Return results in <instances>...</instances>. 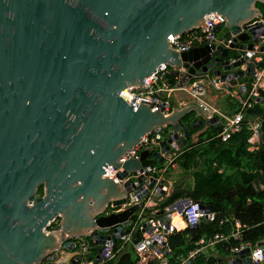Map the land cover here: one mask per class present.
Segmentation results:
<instances>
[{
  "label": "water",
  "instance_id": "water-1",
  "mask_svg": "<svg viewBox=\"0 0 264 264\" xmlns=\"http://www.w3.org/2000/svg\"><path fill=\"white\" fill-rule=\"evenodd\" d=\"M257 2L264 0H0V264H77L68 236L93 234L102 253L111 237L102 232L130 225L157 183L140 175L144 168L162 165V152L172 147L184 149L191 131L199 136L209 126L222 127L219 115L209 117L197 104L166 115V105L135 109L121 92L144 85L162 64L170 67L168 77L179 76L180 87L213 73L232 91L253 78L256 66L264 68V45L251 53L264 32V20L250 24L262 17ZM212 12L227 19L219 39L235 36L232 47L241 55L235 62L222 44L185 52L171 44L206 26ZM191 111L199 119L189 126L183 116ZM150 132L161 147L121 162ZM107 165L123 168L120 179L134 177L116 182L104 176ZM110 202L126 206L104 214ZM58 217L60 227L48 231ZM249 250L216 264H251Z\"/></svg>",
  "mask_w": 264,
  "mask_h": 264
},
{
  "label": "built area",
  "instance_id": "built-area-1",
  "mask_svg": "<svg viewBox=\"0 0 264 264\" xmlns=\"http://www.w3.org/2000/svg\"><path fill=\"white\" fill-rule=\"evenodd\" d=\"M264 20V18H260ZM258 20L251 22L254 25ZM205 23L206 26H201L199 28L191 29L190 31L184 33L181 36L172 38L171 44L174 48L180 52H185L193 47L201 46L202 44L216 43L217 45H224L226 48H230L232 51H236L235 57H231V61L235 62L240 58L239 50L232 47L234 35L230 39L223 38L219 39V26H225L227 19H224L223 15L218 12H212L206 16ZM243 31L245 29L243 28ZM259 41L255 43V49L251 51L254 55L260 54V48L264 45V32L259 35ZM170 67L166 64H162L157 68V70L144 79V85L137 87H129L121 92L122 97L125 98L131 105L137 109L141 104H147L153 109L160 108L161 105H166L165 114H169L173 108L169 100L172 92L174 91V86L171 84L169 77L167 76ZM207 77L209 75H206ZM246 78V77H245ZM251 89L248 93L246 99H240L242 108L241 110L234 114L228 115L224 113L218 106L208 102L205 98L207 92V85L210 84L216 90L229 91L226 85L227 82H222L219 76H213L212 78H201L197 81L192 82L190 85H186V90H188L193 103L199 105L202 110L209 116L213 117L215 115L220 116L219 123L222 127V131L219 136L224 140H228L233 132L240 130L241 125L244 121L243 109L245 106L250 104L253 95L260 97V92L264 91V68L256 66L255 75L252 78ZM179 80V76L176 77ZM240 90L246 92L247 84L241 83L237 84ZM244 86L246 88L244 89ZM236 95H240L239 90H235ZM255 100V99H253ZM257 101V100H255ZM251 136L249 138L250 149L256 150L259 148L261 142V126L262 119L255 117L249 121ZM156 134L154 132L147 133L142 137L138 144L134 145L131 151H127L122 161H127L129 159H140L141 153L144 150H149L152 154L156 150ZM161 147V145H159ZM159 149V148H158ZM180 150L178 146L172 147L170 151L162 152L164 156V162L162 165L173 163L177 157V151ZM165 168V166H164ZM163 169V168H162ZM123 171V168H114L113 165H107L105 167V176L114 179L116 182L123 183L128 178L134 177L133 173L129 175L126 179H120L118 173ZM150 172L151 174H147ZM158 168L157 164L154 167H145L140 175H146L147 181L151 177L156 178L157 183L154 189H152L148 194L142 199V208L136 213L135 217L132 218L130 225L125 227L122 231H116L118 225L110 226L106 232L102 234H107L110 237L109 243L105 246V250L100 253L99 245L96 243V239L93 234L88 236H68L67 240L74 242V251L76 255L79 256L77 264H110L115 256L125 250V248L132 246L137 254L139 264H148L151 260H158L161 264H168V251H172L169 245V236L177 231H182L187 227L192 225H198L203 218L214 221L216 218V212H204L202 210V203L199 201H193L190 198H181L174 202L173 204L166 206L161 217L169 218L170 223L166 225L161 222L160 218L156 217V212L153 216H148L147 208L159 205L166 196L169 195L168 182L163 178L157 176ZM159 183H163L161 188L162 193L156 199L153 198L157 190ZM189 199V201H187ZM133 204V201H129L127 205ZM176 205H180L179 210ZM125 205L116 206L113 203H109L104 214H111L113 212H120L125 208ZM179 216V221H175V216ZM58 218L51 221L49 228L53 224L58 223ZM225 221L222 220L221 223ZM228 221V219H227ZM149 226V230L145 227ZM235 229L232 230L230 235H225L223 233H216L212 236H203L194 242V246L182 252L176 257L177 264H198L200 258H205L207 254L215 251L218 243L225 240H229L231 237L239 238L241 236L242 228L244 227L240 220H234ZM57 229V228H56ZM93 232V231H92ZM138 233L137 238H134V234ZM115 237H112L114 236ZM152 242H155L154 246H151ZM249 248V252L246 254V258H250L251 264H264V246L256 244L251 245L249 243L241 244L239 247L232 249L233 252H240ZM210 258L207 259L209 261ZM96 260H99L98 262Z\"/></svg>",
  "mask_w": 264,
  "mask_h": 264
},
{
  "label": "trees",
  "instance_id": "trees-1",
  "mask_svg": "<svg viewBox=\"0 0 264 264\" xmlns=\"http://www.w3.org/2000/svg\"><path fill=\"white\" fill-rule=\"evenodd\" d=\"M256 6L262 11L264 18V2H257ZM169 80L173 86L177 84L174 76H170ZM250 89L248 82L244 99L248 97ZM260 97L261 101L251 99L250 104L244 107L241 128L233 132L228 140L224 141L219 136L220 126L209 127L198 136L196 142L193 136L197 130L191 131L189 143L173 161L183 172L192 175L193 183L176 184L173 193L160 204L161 210L181 198H190L212 205L216 218L214 221L203 218L196 227H187L171 234L169 245L173 256L168 259V264H177L175 256L191 249L200 237L216 233L230 235L235 229V219L240 220L244 226L241 236L218 243L219 255L211 256L207 264H216L241 244L249 243L254 246L264 241V91L260 92ZM230 107L231 112L237 113L242 104L232 101ZM255 117L262 119L261 142L258 149L251 151L248 141L251 136L249 121ZM198 119L195 111L183 116V121L189 126ZM38 194H44L43 185L38 188ZM201 262L203 260L199 261ZM111 264H138V258L133 249L123 250ZM148 264H159V261L153 260Z\"/></svg>",
  "mask_w": 264,
  "mask_h": 264
},
{
  "label": "crops",
  "instance_id": "crops-1",
  "mask_svg": "<svg viewBox=\"0 0 264 264\" xmlns=\"http://www.w3.org/2000/svg\"><path fill=\"white\" fill-rule=\"evenodd\" d=\"M260 18H263V17H260ZM260 18H257V19H260ZM248 43H249V41H248ZM202 45H204V44H202ZM236 54H237L236 51H232V57H235ZM170 76H174V75H170ZM213 76H216V75H214L213 73H211L208 77L207 76H203V77L204 78H212ZM174 77L176 78L178 76H174ZM203 77H196V78L190 80V82L188 84L190 85L192 82L197 81V80H199V79H201ZM246 79H250V80H247L246 81ZM252 80H253L252 78H243L242 80H240L239 84H241V83H246L247 84L248 82L251 83ZM185 87H180L179 86V80L177 81V84L174 86V91L172 92V94H171V96L169 98L173 109H175V108H183V107L189 106L191 104H195V103H193L192 98H191L188 90H186ZM233 89H234V92L230 93L229 91L216 90L214 87H212L210 84H208L207 85V92H206L205 98H206V100L208 102H210V103L218 106L224 113H227L228 115H234L236 113H233V112L230 111L231 110L230 103L232 101L233 102L234 101L235 102L238 101V102L241 103V100L240 99L241 98L242 99L244 98L243 95L245 94V92L243 91L244 93L242 94L240 92V87L238 85L234 86ZM236 89L239 90L240 95H236L235 94V90ZM202 127L203 128L205 127V123H204V125ZM209 127H211V126H209ZM209 127H207V129ZM202 130L203 129H201L200 131H202ZM197 140H198V136L196 135V136H194V141L196 142ZM159 145L160 144H157L158 147H159ZM249 147H250V145H249ZM180 151L181 150H178L177 151V156L180 153ZM251 151H253V150H251ZM151 157H153V156L151 155ZM159 166H162L163 169L162 168H159ZM164 166H165V168H164ZM170 167H172V168L170 169V171H168V169ZM157 168H158L157 176L159 178H163L164 180H166L168 182V186H169V195L166 196L165 199H163L161 202H159L160 204L163 201H165L173 193V191L175 190L176 184H180V183H185L186 184L187 182L188 183H193V177H192V175L189 174V173L183 172V170L181 168H179V166H178L177 163H170V164H165V165H158L157 164ZM160 204L159 205H154V206H151V207L147 208V214H148V216H153V213L156 212V217L157 218H160L161 215H162V214L160 215V213H159V212L162 211L161 208H160ZM134 217H135V215H134ZM49 229L50 230H54V229H51V227ZM138 238L139 237H137V239ZM225 241H228V240H225ZM129 249H133L134 250V248L132 246L125 248V250H129ZM60 251L63 254H65V251H64V248L63 247L61 248ZM171 252L172 253L168 255V259L173 256V251H171ZM134 253L137 256L135 250H134ZM218 253H219V250H218V248L216 246L215 251L212 252V253H210V254H207L205 258H200L199 261L200 260H203V262L199 263V261H198V264H207V259L210 258L211 256H218L219 255ZM177 256H175V259H176ZM151 261H153V260H151ZM159 264H161L160 261H159Z\"/></svg>",
  "mask_w": 264,
  "mask_h": 264
},
{
  "label": "rangeland",
  "instance_id": "rangeland-1",
  "mask_svg": "<svg viewBox=\"0 0 264 264\" xmlns=\"http://www.w3.org/2000/svg\"><path fill=\"white\" fill-rule=\"evenodd\" d=\"M58 220H59L58 223H57V224H53V225L51 226V228L56 229V228H59V227H60L61 218H59ZM49 230H50V229H49Z\"/></svg>",
  "mask_w": 264,
  "mask_h": 264
},
{
  "label": "bare ground",
  "instance_id": "bare-ground-1",
  "mask_svg": "<svg viewBox=\"0 0 264 264\" xmlns=\"http://www.w3.org/2000/svg\"><path fill=\"white\" fill-rule=\"evenodd\" d=\"M104 176H105V175H104ZM179 219H180V218H179V216H178V215H176V216H175V221H176V222H178V221H179Z\"/></svg>",
  "mask_w": 264,
  "mask_h": 264
}]
</instances>
